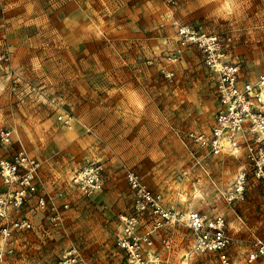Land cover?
Returning a JSON list of instances; mask_svg holds the SVG:
<instances>
[{"label": "rangeland", "instance_id": "obj_1", "mask_svg": "<svg viewBox=\"0 0 264 264\" xmlns=\"http://www.w3.org/2000/svg\"><path fill=\"white\" fill-rule=\"evenodd\" d=\"M2 9L0 51L10 53L11 67L0 63V128H17L41 161L37 191L56 205L69 202L56 224L31 197L22 212L32 228L16 235L5 264H56L69 245L82 264H127L115 243L119 215L132 211L122 164L167 210L222 212L228 231L248 239L233 245L230 264H264L242 254L250 238L264 239V182L250 176L244 198L229 205L220 191L246 162L243 154L204 159L216 186L192 166L189 151H199L187 133L211 124L215 79L197 47L173 55L175 23L198 24L232 36L225 56L240 65L243 80L264 74V0H0ZM59 114L72 116L71 127ZM93 159L105 169L100 189L85 195L67 181ZM155 220L144 217L141 229ZM151 237L159 264L217 261L193 252L182 225L163 221Z\"/></svg>", "mask_w": 264, "mask_h": 264}, {"label": "built area", "instance_id": "obj_2", "mask_svg": "<svg viewBox=\"0 0 264 264\" xmlns=\"http://www.w3.org/2000/svg\"><path fill=\"white\" fill-rule=\"evenodd\" d=\"M175 36L177 47L173 55L176 57L186 47H197L204 65L215 79L216 107L211 124L206 130L187 133V139L199 151L197 155L189 151L192 166L199 167L216 186L203 164L205 158L225 153L232 156L243 154L246 160L237 168L228 189L220 191L223 200L230 205L244 198L250 176L264 182V74L255 79H242L240 65L228 62L225 56V47L232 39L228 33L207 32L198 24L175 23ZM0 63L11 67V55L7 50L0 51ZM171 74L167 72L166 76ZM57 119L71 127L72 116L69 114H59ZM0 146L6 148L0 152V182L3 186L0 189V264H5L13 253L16 235L32 228L30 218L22 212L31 197L36 208L48 211L47 218L56 224L61 221V210L68 208L69 202L63 199L60 205H56L51 197L37 191L42 163L30 154L17 128H0ZM122 167L132 192V211L119 215L120 229L115 243L124 251L127 264H159L151 233L163 221L182 225L192 234L193 252L213 254L217 259L215 264L231 263L230 251L239 239L228 232L223 214H207L195 209L167 210L160 204V194L147 187L134 169L125 164ZM104 169L100 160H88L69 176L67 182L72 189L91 195L100 189ZM56 194L63 196L62 191ZM151 215H158L160 220H155L151 228L142 230L143 218ZM163 243L168 246L166 239ZM248 246L243 254L246 263L264 259V239L253 236ZM82 263L81 252L75 245H69L56 264Z\"/></svg>", "mask_w": 264, "mask_h": 264}, {"label": "crops", "instance_id": "obj_3", "mask_svg": "<svg viewBox=\"0 0 264 264\" xmlns=\"http://www.w3.org/2000/svg\"><path fill=\"white\" fill-rule=\"evenodd\" d=\"M65 18V17H64ZM88 24H89V22H88ZM9 47V46H8ZM256 78V77H255ZM255 78H251V79H255ZM248 79V78H247ZM250 79V78H249ZM20 136H21V133H20ZM21 139H22V141H23V143H24V145L26 146V143L24 142V139L22 138V136H21ZM27 148V147H26ZM214 157V156H213ZM208 158V157H207ZM236 172V171H235ZM235 174V173H234ZM234 176V175H233ZM213 187V186H212ZM214 189H213V191L214 192H216V187H213ZM217 192H218V194H219V191L217 190ZM180 195V194H179ZM211 214H223L222 212H218V211H215V212H213V213H211ZM224 215V214H223ZM227 223V222H226ZM240 229V228H239ZM228 230V229H227ZM229 232V231H228ZM230 233V232H229ZM231 234V233H230ZM235 239H239V242H237V247H239L238 246V244L239 245H243V244H241L242 242H241V240L242 241H248V239H245V238H242V236H240V235H233V234H231ZM247 247V246H246ZM249 247V246H248ZM247 247V248H248ZM247 248H245V249H247ZM242 254H244V252H242Z\"/></svg>", "mask_w": 264, "mask_h": 264}]
</instances>
